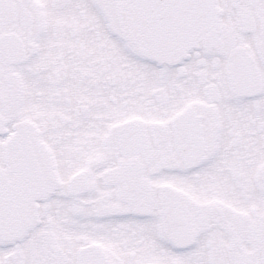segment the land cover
<instances>
[{"label": "snow or ice", "instance_id": "1", "mask_svg": "<svg viewBox=\"0 0 264 264\" xmlns=\"http://www.w3.org/2000/svg\"><path fill=\"white\" fill-rule=\"evenodd\" d=\"M0 264H264V0H0Z\"/></svg>", "mask_w": 264, "mask_h": 264}]
</instances>
